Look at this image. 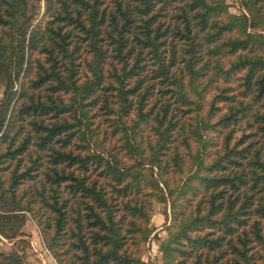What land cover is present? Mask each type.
Returning <instances> with one entry per match:
<instances>
[{"label": "trees", "instance_id": "16d2710c", "mask_svg": "<svg viewBox=\"0 0 264 264\" xmlns=\"http://www.w3.org/2000/svg\"><path fill=\"white\" fill-rule=\"evenodd\" d=\"M43 1L0 0V233L30 211L58 264H157L156 197L159 264H264V0Z\"/></svg>", "mask_w": 264, "mask_h": 264}, {"label": "rangeland", "instance_id": "374dc122", "mask_svg": "<svg viewBox=\"0 0 264 264\" xmlns=\"http://www.w3.org/2000/svg\"><path fill=\"white\" fill-rule=\"evenodd\" d=\"M241 0H226L229 5V11L232 13H239L244 11ZM44 11V1L43 0H29V12H33V24L38 23V20L42 17ZM223 80V79H222ZM206 81H204L205 84ZM216 81H212L204 88V94L206 98L204 100V105L200 111L206 112L208 108V102L212 94L216 91ZM238 80H232L231 84L237 87ZM226 84V83H225ZM228 84V83H227ZM19 86V81H17L16 87ZM6 84L2 81L0 82V98L4 95ZM238 88V87H237ZM210 133H213L210 131ZM218 133V132H216ZM99 140H96L95 148H101ZM195 145V143H194ZM179 174L174 176L173 179L176 182L179 179ZM0 211L3 209L0 208ZM25 212V221L21 227L23 231L18 235L17 238H8L0 233V247L4 250H21L25 252V264H58L57 259L52 253L51 249L48 247L44 235L37 224L35 217L30 211ZM171 219V207L170 199L169 201L163 202L156 197L152 199V209L150 215L149 226L151 227L150 234L147 239L141 241L139 245V255L144 261L156 262L157 264L162 261V251L160 249L161 238L167 234V224L170 223ZM22 238L26 241L18 242L16 239ZM24 245V248L21 247Z\"/></svg>", "mask_w": 264, "mask_h": 264}]
</instances>
